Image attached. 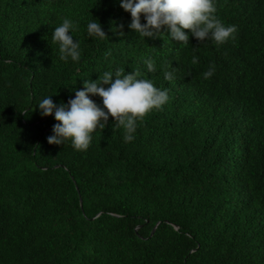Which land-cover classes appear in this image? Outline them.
<instances>
[{
	"label": "trees",
	"instance_id": "trees-1",
	"mask_svg": "<svg viewBox=\"0 0 264 264\" xmlns=\"http://www.w3.org/2000/svg\"><path fill=\"white\" fill-rule=\"evenodd\" d=\"M216 3L237 26L219 46L144 39L119 0H0V264H264V0ZM64 17L79 24V62L52 41ZM94 18L108 38L88 37ZM117 68L169 102L131 142L110 117L85 151L48 143L57 121L37 103Z\"/></svg>",
	"mask_w": 264,
	"mask_h": 264
},
{
	"label": "clouds",
	"instance_id": "clouds-1",
	"mask_svg": "<svg viewBox=\"0 0 264 264\" xmlns=\"http://www.w3.org/2000/svg\"><path fill=\"white\" fill-rule=\"evenodd\" d=\"M119 4L130 13L128 28L144 39L164 33L175 42L188 44L191 35L200 43L211 40L219 46L234 39L237 29L236 25L225 24L218 17L216 0H119ZM78 27V22L64 17L52 30V41L58 45L59 58L65 62L81 60V41L73 38ZM86 32L90 38H108L96 18L87 21ZM197 62L198 57L194 55L192 63ZM144 63L149 73L158 70L153 57L145 58ZM175 68L162 69L166 80L176 78ZM215 71V65L211 64L202 73L203 78H211ZM83 85L66 103L55 102L52 95L37 103L41 116L53 115L57 121L47 137L48 143L65 145L70 141L75 150L85 151L92 143L93 133L103 130L110 117L115 120L113 126L123 130L124 142H131L135 139L138 121L151 111L162 109L170 100L168 88L156 86L135 70L131 73L121 68L106 70L96 79H83ZM95 95L102 98L103 107L91 98Z\"/></svg>",
	"mask_w": 264,
	"mask_h": 264
}]
</instances>
